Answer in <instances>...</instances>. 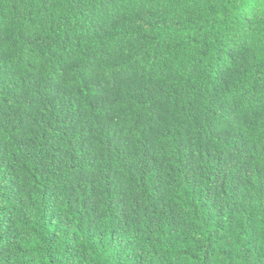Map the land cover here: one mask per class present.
Instances as JSON below:
<instances>
[{"label":"trees","instance_id":"16d2710c","mask_svg":"<svg viewBox=\"0 0 264 264\" xmlns=\"http://www.w3.org/2000/svg\"><path fill=\"white\" fill-rule=\"evenodd\" d=\"M256 2L0 0V264H264Z\"/></svg>","mask_w":264,"mask_h":264},{"label":"clouds","instance_id":"9594fccd","mask_svg":"<svg viewBox=\"0 0 264 264\" xmlns=\"http://www.w3.org/2000/svg\"><path fill=\"white\" fill-rule=\"evenodd\" d=\"M227 7V5H225ZM241 5H234L233 7H240ZM161 7H172L171 5H165L162 4ZM183 7H190V5H183ZM200 7H204V5H200ZM244 7L248 9L256 8L259 9L260 12V20L258 21L257 25V32L255 35H259L261 38V47H264V4H260L257 0L254 4H246ZM207 29H205L206 31ZM197 47V45H193L190 42H188V53L189 55L192 53L193 48ZM215 48L213 47V51L209 53V58L205 60V67H207L209 59H211L214 56ZM255 139V137L253 138ZM262 231H264V228H262Z\"/></svg>","mask_w":264,"mask_h":264}]
</instances>
